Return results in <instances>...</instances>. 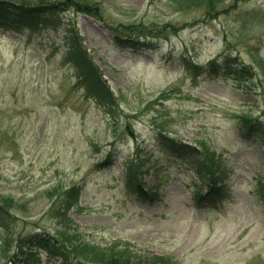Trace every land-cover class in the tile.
<instances>
[{
	"label": "rangeland",
	"instance_id": "rangeland-1",
	"mask_svg": "<svg viewBox=\"0 0 264 264\" xmlns=\"http://www.w3.org/2000/svg\"><path fill=\"white\" fill-rule=\"evenodd\" d=\"M103 18L68 14L115 95L92 98L69 60L62 33L0 29V202L14 198L11 230L0 227V264L20 238L63 230L48 211L49 192L80 189L68 213L70 233L108 245L128 242L134 255L174 264H264V146L243 138L237 116L264 119V0H224L206 19L201 9L178 11L172 0H96ZM172 23L177 32L151 50H122L108 23ZM237 59L254 72L247 88L231 80L196 77L186 63ZM154 120L171 136L222 153L229 176L226 200L208 209L182 155L156 146ZM140 151H137V145ZM141 157L140 159L138 157ZM138 161L140 198L125 183ZM137 169V168H135ZM41 264H62L41 254Z\"/></svg>",
	"mask_w": 264,
	"mask_h": 264
},
{
	"label": "trees",
	"instance_id": "trees-1",
	"mask_svg": "<svg viewBox=\"0 0 264 264\" xmlns=\"http://www.w3.org/2000/svg\"><path fill=\"white\" fill-rule=\"evenodd\" d=\"M175 10H203L206 19L215 18L223 8L224 0H172ZM68 14H87L103 18L102 5L96 0H0V29L4 31H20L28 29L36 32L44 28L60 34L69 48V60L79 73L81 82L87 93L105 105H113L115 95L106 79L95 65L90 52L78 27ZM113 44L122 50H151L167 40L170 34L177 32L172 23L148 25L142 22L108 23ZM186 71L196 77L204 76L211 79L231 80L238 88H247L254 81L251 67L237 59L211 60L206 66L193 61L186 63ZM264 93V82H259ZM238 131L243 138L255 139L264 146V119L243 113L237 116ZM156 146L168 155H182L187 158L203 190L195 192L194 200L209 209L226 200L229 176L228 166L222 153L204 141L197 145L186 144L171 136L163 123L154 120ZM137 151H140L139 144ZM141 158L140 156L138 157ZM138 161H129L126 168L125 183L128 190L140 198L156 197L153 189L144 190L142 171ZM137 168V169H135ZM80 189L73 185L65 191H51L52 200L48 213L56 220L63 230L54 232L40 230L20 238L19 245L4 264H41V254L45 252L50 258H59L62 264H174L171 259L155 257L147 262L141 261L128 242H112L108 245L95 244L87 241L84 236L74 231L69 211L78 205ZM18 202L14 198H4L0 202V227L5 232L11 230L12 210H17Z\"/></svg>",
	"mask_w": 264,
	"mask_h": 264
}]
</instances>
